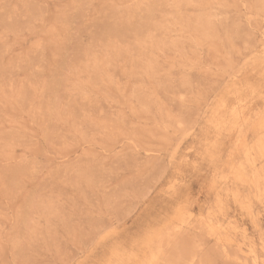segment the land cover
<instances>
[{
    "label": "rangeland",
    "instance_id": "374dc122",
    "mask_svg": "<svg viewBox=\"0 0 264 264\" xmlns=\"http://www.w3.org/2000/svg\"><path fill=\"white\" fill-rule=\"evenodd\" d=\"M0 264H264V0H0Z\"/></svg>",
    "mask_w": 264,
    "mask_h": 264
},
{
    "label": "bare ground",
    "instance_id": "6f19581e",
    "mask_svg": "<svg viewBox=\"0 0 264 264\" xmlns=\"http://www.w3.org/2000/svg\"><path fill=\"white\" fill-rule=\"evenodd\" d=\"M247 61V60H246Z\"/></svg>",
    "mask_w": 264,
    "mask_h": 264
}]
</instances>
